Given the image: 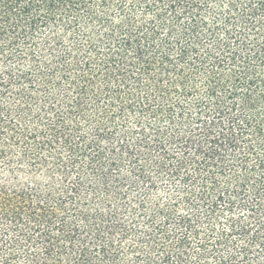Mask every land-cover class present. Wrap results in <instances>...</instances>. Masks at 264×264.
Listing matches in <instances>:
<instances>
[{"label": "trees", "instance_id": "16d2710c", "mask_svg": "<svg viewBox=\"0 0 264 264\" xmlns=\"http://www.w3.org/2000/svg\"><path fill=\"white\" fill-rule=\"evenodd\" d=\"M0 264H264V0H0Z\"/></svg>", "mask_w": 264, "mask_h": 264}]
</instances>
